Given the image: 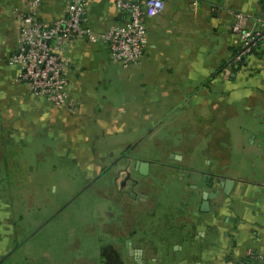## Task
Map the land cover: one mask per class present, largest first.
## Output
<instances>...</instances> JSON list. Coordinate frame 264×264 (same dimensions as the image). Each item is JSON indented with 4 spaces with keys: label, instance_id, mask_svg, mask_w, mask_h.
<instances>
[{
    "label": "crops",
    "instance_id": "crops-1",
    "mask_svg": "<svg viewBox=\"0 0 264 264\" xmlns=\"http://www.w3.org/2000/svg\"><path fill=\"white\" fill-rule=\"evenodd\" d=\"M25 1L0 0V264H256L264 256V41L235 61L242 41L229 11L258 31L264 0H163L144 17L147 46L127 68L103 43L70 42L72 107L62 109L35 97L8 63ZM68 2L41 0L40 19L51 22ZM125 20L113 0H86L95 32ZM124 169L135 183L119 186ZM223 176L233 179L228 193L220 188L202 208L208 178ZM58 190L69 201L43 212ZM88 194L90 207L64 219L72 254L57 262L36 252L38 225ZM86 241L95 253L77 255Z\"/></svg>",
    "mask_w": 264,
    "mask_h": 264
},
{
    "label": "built area",
    "instance_id": "built-area-1",
    "mask_svg": "<svg viewBox=\"0 0 264 264\" xmlns=\"http://www.w3.org/2000/svg\"><path fill=\"white\" fill-rule=\"evenodd\" d=\"M118 10L126 14V20L104 31L95 32L85 23L86 0H69L62 14L49 23L39 17L41 0H26L24 9L18 13L19 31L17 49L9 56L8 63L18 66V80L24 82L35 97L44 98L51 106L71 108L67 95L66 69L69 60L65 55L67 45L79 38L107 46L109 58L127 68L135 63L147 46V29L144 17H152L163 8V0H113ZM233 16L232 30L242 41L235 61L264 41L262 29L252 31L244 28L245 17L240 12L229 11ZM258 264H264V256H256Z\"/></svg>",
    "mask_w": 264,
    "mask_h": 264
},
{
    "label": "rangeland",
    "instance_id": "rangeland-1",
    "mask_svg": "<svg viewBox=\"0 0 264 264\" xmlns=\"http://www.w3.org/2000/svg\"><path fill=\"white\" fill-rule=\"evenodd\" d=\"M52 188V187H51ZM51 191H53L51 189ZM80 191L76 192L79 193ZM63 197L60 194V191L58 190L57 193L50 196V198L44 200L42 203L43 206V212L51 211L53 207H60L64 205L66 202H68L66 199L70 196L69 191H64ZM75 193V195H76ZM90 194L85 195L81 198L73 200L60 214L58 217L51 219L49 222L47 219L43 220L38 227L41 225L44 226V228L41 230V235L43 238V242L41 244H38L39 247L35 246V251L37 252L39 249H43L44 252H48L50 254V258H52L54 261H59L63 259V257H67L72 254L71 251H69L68 248H64V243H66V238L69 237L68 235L72 233L73 225L69 224L67 220L64 219L65 217H70L71 221L75 218L73 215V212L75 209L79 208H86L90 207ZM66 200V201H64ZM40 203V202H39ZM57 208V210L59 209ZM48 214H44L46 216ZM68 215V216H66ZM79 216H77L78 218ZM47 221V223H45ZM75 222V220L73 221ZM46 239H49L48 242ZM38 240V239H37ZM49 243V246H48ZM87 246L81 245L80 248L76 251L77 255H80L82 257H85L89 254L92 255V253H95V248L93 245H90L91 243L89 241H86ZM57 264V263H55Z\"/></svg>",
    "mask_w": 264,
    "mask_h": 264
},
{
    "label": "water",
    "instance_id": "water-1",
    "mask_svg": "<svg viewBox=\"0 0 264 264\" xmlns=\"http://www.w3.org/2000/svg\"><path fill=\"white\" fill-rule=\"evenodd\" d=\"M141 167L139 172H141ZM118 176L123 177L121 182L119 183L120 186H123L127 180H131L134 183L136 182L132 177H131V172L127 171L126 169L123 170V172H118ZM115 181L117 180V177L114 179ZM233 184V179L226 178L225 176L223 177H217L215 180H210L208 178V181L205 183V187L203 188V194H202V208H206L208 206V201L207 198H210L213 195H217L219 192V189L222 188L225 193H228L229 187Z\"/></svg>",
    "mask_w": 264,
    "mask_h": 264
},
{
    "label": "trees",
    "instance_id": "trees-1",
    "mask_svg": "<svg viewBox=\"0 0 264 264\" xmlns=\"http://www.w3.org/2000/svg\"><path fill=\"white\" fill-rule=\"evenodd\" d=\"M257 45H258V43H257ZM256 264H258V263H256Z\"/></svg>",
    "mask_w": 264,
    "mask_h": 264
},
{
    "label": "flooded vegetation",
    "instance_id": "flooded-vegetation-1",
    "mask_svg": "<svg viewBox=\"0 0 264 264\" xmlns=\"http://www.w3.org/2000/svg\"><path fill=\"white\" fill-rule=\"evenodd\" d=\"M121 178H123V177H121ZM120 186V185H119Z\"/></svg>",
    "mask_w": 264,
    "mask_h": 264
}]
</instances>
